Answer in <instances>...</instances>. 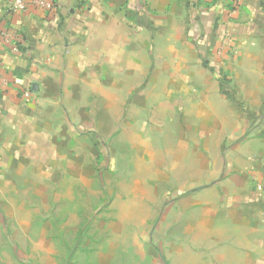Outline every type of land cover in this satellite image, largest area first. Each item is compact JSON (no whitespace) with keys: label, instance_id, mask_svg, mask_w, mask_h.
<instances>
[{"label":"crops","instance_id":"crops-1","mask_svg":"<svg viewBox=\"0 0 264 264\" xmlns=\"http://www.w3.org/2000/svg\"><path fill=\"white\" fill-rule=\"evenodd\" d=\"M54 1L0 0L14 34L0 39V219L23 209L20 172L72 162L112 105L111 121L163 141V166L212 168L185 233L217 244V264H264V0L233 14L232 0Z\"/></svg>","mask_w":264,"mask_h":264},{"label":"rangeland","instance_id":"rangeland-1","mask_svg":"<svg viewBox=\"0 0 264 264\" xmlns=\"http://www.w3.org/2000/svg\"><path fill=\"white\" fill-rule=\"evenodd\" d=\"M113 110L88 124L72 162L59 155L58 166L20 172L23 209L0 219V264H217V244L183 227L212 168L163 166V141L145 124L111 121Z\"/></svg>","mask_w":264,"mask_h":264},{"label":"built area","instance_id":"built-area-1","mask_svg":"<svg viewBox=\"0 0 264 264\" xmlns=\"http://www.w3.org/2000/svg\"><path fill=\"white\" fill-rule=\"evenodd\" d=\"M241 2L242 0H232L233 9L231 10L230 8L232 14L236 12ZM29 6L40 7V8L47 10V12H52L56 10L57 8V4L54 0H9L8 9L11 12H19V11H26L27 8H29ZM13 35L14 34L10 30L6 28H2L0 26V39H6L7 41H9L10 39L13 38ZM225 48H226V43H223L222 45H220L217 50V54L219 56H222ZM220 65L221 63L218 64V68L220 67ZM0 82H3V79L1 77H0ZM23 94H24V97L28 98L31 96V90L29 89L25 90ZM258 189L262 190L263 187L261 185H258Z\"/></svg>","mask_w":264,"mask_h":264}]
</instances>
